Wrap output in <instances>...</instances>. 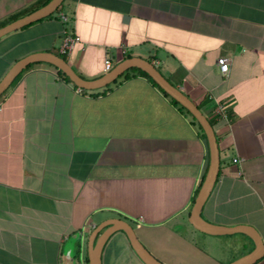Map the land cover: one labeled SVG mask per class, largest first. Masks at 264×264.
<instances>
[{
    "label": "crops",
    "instance_id": "crops-1",
    "mask_svg": "<svg viewBox=\"0 0 264 264\" xmlns=\"http://www.w3.org/2000/svg\"><path fill=\"white\" fill-rule=\"evenodd\" d=\"M39 1L0 0V20ZM59 8L80 39L65 55L80 77L103 75L106 59L112 68L127 53L141 57L210 120L219 169L200 214L253 228L264 247V0H63ZM57 12L0 38V79L22 57L59 53ZM219 57L230 59L226 76ZM102 90L78 91L35 62L0 95V264H76L77 242L87 258L89 234L110 218L126 220L163 264H227L250 252L244 233L209 235L188 223L209 159L190 118L139 75ZM101 264L143 263L119 230Z\"/></svg>",
    "mask_w": 264,
    "mask_h": 264
},
{
    "label": "water",
    "instance_id": "water-1",
    "mask_svg": "<svg viewBox=\"0 0 264 264\" xmlns=\"http://www.w3.org/2000/svg\"><path fill=\"white\" fill-rule=\"evenodd\" d=\"M63 0H49L44 5L24 14L3 26H0V38L7 33L18 30L28 24L38 21L53 14L62 4ZM35 62H46L62 71L69 80L78 88L95 90L104 88L116 80L124 71L129 68H138L144 71L166 94L184 107L198 122L205 135L208 145V165L203 180L192 203L188 223L196 230L209 235H225L232 233H244L254 244L253 249L234 259L227 264H253L264 253L263 243L258 233L247 225H236L232 227L216 225L206 221L200 214L202 206L209 196L211 189L217 179L219 169V149L214 130L208 119L201 110L185 95L178 87L171 84L150 61L131 56L124 58L115 64L110 70L95 79H84L80 77L62 57L52 52H36L18 59L0 79V95L9 87L12 81L29 65ZM122 231L128 242L143 264H163L158 261L141 244L136 237L132 226L124 219L110 218L100 223L91 231L87 238L86 256L88 264H101V251L107 238L115 231ZM72 260L70 256H66Z\"/></svg>",
    "mask_w": 264,
    "mask_h": 264
},
{
    "label": "trees",
    "instance_id": "trees-1",
    "mask_svg": "<svg viewBox=\"0 0 264 264\" xmlns=\"http://www.w3.org/2000/svg\"><path fill=\"white\" fill-rule=\"evenodd\" d=\"M49 0H40L36 5H34V6H32V7H30L29 9H24V10H21V11H18V12H15V13H13V14H11V15H9V16H7L6 18H4V19H2V20H0V26H3L4 24H6V23H8V22H10V21H12V20H14V19H16V18H18V17H20V16H22V15H24V14H27V13H29L30 11H32V10H34V9H36V8H38V7H40V6H42V5H44L45 3H47ZM62 5V4H61ZM60 5V6H61ZM60 9V8H59ZM58 9V10H59ZM58 10H56L53 14H51V15H49V16H47V17H45V18H42V19H47V18H50V17H52L53 15H55V13L58 11ZM32 24V23H31ZM29 25V24H28ZM57 55H59L60 57H62L63 59H65V55H63V54H60V53H58ZM128 57H131V55L130 54H125L124 55V58H128ZM32 64H29L21 73H23L25 70H27L30 66H31ZM20 73V74H21ZM19 74V75H20ZM57 74L60 76V77H62L64 80H66V81H68V82H71L70 80H69V78L62 72V71H60V70H58L57 69ZM130 74H135V75H139V76H142V77H144V78H146L151 84H153L155 87H157L158 89H159V91H161V93L165 96V97H167L168 99H169V101L171 102V104H173L175 107H177L178 108V110L180 111V112H182L184 115H186L187 117H189L190 118V120H191V122L193 123V125H195L196 127H197V129H198V131H199V133H200V135L203 137V138H205V135H204V133H203V130H202V128L200 127V125L198 124V122L195 120V118L184 108V107H182L177 101H175L174 99H172L168 94H166L144 71H142V70H140V69H138V68H135V67H133V68H129V69H127L126 71H124L116 80H114L113 81V83H115L118 79H120V78H126V77H128ZM18 75V76H19ZM17 76V77H18ZM110 88V84H108V85H106L104 88H103V90H102V92H104L105 90H107V89H109ZM82 91H85L84 89H81ZM209 122H210V120H208ZM210 124H211V122H210ZM202 179H203V177H202ZM202 181V180H201ZM200 184H201V182L199 183V185H198V187H197V189L195 190V193L193 194V196H192V198H191V203H193L194 202V199H195V196H196V193H197V191H198V189H199V186H200ZM75 250H76V252H75V259H76V261H77V263L76 264H79L78 263V258H79V254H80V244H79V242H77V244L75 245ZM85 261L87 262V258H85Z\"/></svg>",
    "mask_w": 264,
    "mask_h": 264
},
{
    "label": "built area",
    "instance_id": "built-area-1",
    "mask_svg": "<svg viewBox=\"0 0 264 264\" xmlns=\"http://www.w3.org/2000/svg\"><path fill=\"white\" fill-rule=\"evenodd\" d=\"M56 15L59 21L63 24L61 44L58 48V51L60 54L67 55L80 39L72 28V18L62 11H58ZM217 65L221 75L226 76L229 71L230 59L228 57H219L217 59ZM104 68L106 70L111 68V62L109 59L104 61ZM80 90L81 89L78 88V91ZM215 113L220 117L226 118V112L224 106L221 103H217ZM232 161L236 163L239 160L233 158ZM78 263L88 264V262H86L85 259H82L81 257H79Z\"/></svg>",
    "mask_w": 264,
    "mask_h": 264
},
{
    "label": "rangeland",
    "instance_id": "rangeland-1",
    "mask_svg": "<svg viewBox=\"0 0 264 264\" xmlns=\"http://www.w3.org/2000/svg\"><path fill=\"white\" fill-rule=\"evenodd\" d=\"M203 245H204V244H203ZM218 247H219V246H218ZM228 248H229V247H227V248H226V246H225V249H224V250H225V251H227V249H228ZM230 248H231V247H230ZM207 249H209L210 251H213V250H215V249H214V248H212V247H207ZM223 255H224V254H223Z\"/></svg>",
    "mask_w": 264,
    "mask_h": 264
}]
</instances>
